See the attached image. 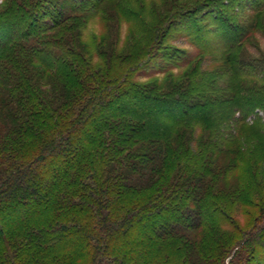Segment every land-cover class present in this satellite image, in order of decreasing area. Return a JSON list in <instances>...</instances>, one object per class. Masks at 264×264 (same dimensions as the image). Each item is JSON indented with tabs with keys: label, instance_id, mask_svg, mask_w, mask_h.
Instances as JSON below:
<instances>
[{
	"label": "trees",
	"instance_id": "1",
	"mask_svg": "<svg viewBox=\"0 0 264 264\" xmlns=\"http://www.w3.org/2000/svg\"><path fill=\"white\" fill-rule=\"evenodd\" d=\"M49 1L29 0L25 7L20 2L14 8L17 0H8L0 13L4 21L12 20L13 15L19 11L29 18L25 28L11 31L13 37L0 39V50L13 48L14 45L25 48L31 42L30 39L38 40L37 36L41 37L67 20L65 13L58 10L49 18L54 21L52 26L46 24L44 18L47 10L44 6ZM263 8H253L249 16L251 20L246 25L237 27L229 24L224 27L219 49H211L222 56V69L231 72V76L226 79L228 84L233 85L241 77L251 78L248 69L254 68L253 61H260L238 56L237 50L253 37L258 28L257 14ZM211 14L213 21H228L226 13L223 14L221 10ZM19 31L22 32L19 34L21 37L17 36ZM11 58H8V64L15 60V57ZM61 61L64 63L65 60L62 58ZM200 64V58L192 60L185 74H181L178 79L168 76L171 72L167 71L168 77L162 81L137 84L128 75L117 87L102 90L94 88L99 94H95L92 103L78 110L77 117L69 122H59L58 119L55 122L54 113H45L44 124L50 127L47 121L50 119L55 122L53 126L57 131L50 138L43 139L45 141L42 145L34 150L32 148L39 142L38 138L27 136L26 127L15 124V133L26 132L19 136H9L10 133L14 134L13 128L6 130L3 127L9 132L8 136H0V264L9 262L10 256L6 252L11 249L15 250V260L29 257L30 264H41L35 251L42 249L43 244L48 246L49 259L55 258V254H69L74 250L80 255L79 252L85 251V243L92 250L90 264H129L128 248L134 241L131 240L129 230L136 225H145V228L140 234L138 231L139 237L134 243L144 240L149 250L174 241L180 242L181 249L190 247L195 241V231L203 224V218L199 217L205 214L204 211L210 212L202 207L193 208L198 199L190 192L192 207L187 208L185 215L175 218L171 223L161 224L156 219L163 212L172 210L164 207L163 202L172 198L175 192L163 198L164 195L149 191L160 182L167 166L172 171L179 164H185L186 167L189 161L187 168L194 167L196 173L200 174L204 166L198 162L207 147L211 154L215 149L218 155L227 154L229 146L223 145L221 139L220 145L217 139L210 142V136L208 142L198 146L199 150H193L191 144L194 138L184 128L226 121L238 131L245 117L235 118L233 109L237 106L235 109L243 112L246 109L241 107L245 105L242 104L243 95L258 91L257 84L250 89L236 90L237 93L225 90L223 95L212 101L223 105L221 109L213 108L214 104L208 108L209 100L202 99L205 92L209 87L217 89L223 84H216L214 78H210L204 71H198ZM66 65L73 67L72 63ZM26 66L27 72L38 82V77L48 78L53 69L60 67V63L50 65L47 60L35 54L26 62ZM7 71L8 67L0 66V83L9 78L6 76ZM261 81L264 82V77ZM261 85L264 86V83ZM10 86L13 89L16 83L11 82ZM258 93L254 98L257 103L264 105V98ZM42 107L46 108V105ZM37 111L32 110L33 115L39 113ZM13 121L19 123L16 119ZM179 146L183 147L182 152ZM173 148L174 152L169 153ZM188 154L190 156L184 163L183 158H187ZM195 157L197 162H194ZM212 163L207 162V167ZM184 174L180 178L185 179L186 172ZM212 174L213 171L209 173L210 176ZM214 175L220 176L221 170H217ZM201 176L200 181L204 178L203 174ZM178 185V182H172L166 187L167 191L176 189ZM144 190L150 194L144 198H135L133 204H130L128 197ZM215 211L210 214L215 215ZM253 231L254 238L244 242L231 264H241L242 260L245 264H260L255 258V249L259 247L255 240L264 241V227H255ZM187 255L184 264H189L190 254ZM205 259L204 264L216 261L213 252ZM261 260L264 261V256Z\"/></svg>",
	"mask_w": 264,
	"mask_h": 264
},
{
	"label": "rangeland",
	"instance_id": "2",
	"mask_svg": "<svg viewBox=\"0 0 264 264\" xmlns=\"http://www.w3.org/2000/svg\"><path fill=\"white\" fill-rule=\"evenodd\" d=\"M27 1L29 0H17L14 8L20 2L25 7ZM7 2L8 0H0V13ZM262 5L264 6V0H51L44 6L47 10L44 18L46 24L52 26L54 21L49 18L58 10L65 13L67 20L62 21L54 30L43 33L41 37L37 36L38 40L30 39L31 42L25 48L14 45L13 48L0 50V66L8 67L6 76L9 77L0 83V136H8L9 131L6 130L9 127L14 132L15 124L26 127L27 136L38 138L39 142L32 148L34 150L42 145L45 141L43 139L50 138L57 131L53 126L57 119L59 122L72 121L77 117L78 110L87 103H92L95 94H99L94 88L102 90L117 87L128 75L137 84L162 81L168 76L178 79L181 74H185L188 64L198 58L201 59L198 71H204L210 78H214L216 84H223L217 89L209 87L205 92L202 99L209 100L208 108L214 104V98L223 95L225 90L237 93L236 90L250 89L257 84V92L243 95L242 104L245 105L241 107L246 109L243 112L235 109L237 106L233 109L235 118L245 117L238 131L226 121L184 128L194 138L191 144L193 150H199L198 146L208 142L210 136V142L217 139L219 143L221 139L223 145L229 146L227 154L218 155L217 149L211 154L207 147L206 153L200 156L202 159L198 162L204 166V169H199L200 174L196 173L194 167L187 168L190 163L187 162L190 156L188 154L187 158H183V162H187L186 167L185 164H179V167L169 171L167 166L160 182L149 191L162 194L163 198L169 197L167 195L170 192H175L172 198L163 202L164 207L172 210L163 212L156 219L161 224L171 223L175 218L185 215L187 208L192 207L190 192L198 199L193 208L202 207L210 213L216 210L215 215L204 211L205 214L199 217L203 218V224L193 235L194 243L181 249L180 242L174 241L149 250L150 247L144 240L134 243L145 225H136L129 230L131 240H134L128 248L129 264H184L188 253L189 264H198L212 252L216 260L212 264H231L244 242L248 238H254L253 229L264 227V105L257 103L254 98L258 92L264 98V86L261 85L264 83L261 81L264 77V8L257 14L258 28L253 37L237 50L238 56L260 60L253 61L254 68L248 69L247 73L251 78L241 77L233 85L228 84L226 79L231 76V72L222 69V56L211 49H219L224 27L229 24L237 27L246 25L251 20L249 16L252 15V9L263 7ZM216 10L226 13L228 21H213L211 13ZM13 16L12 20L4 21L0 14V39H9L13 37L12 30L26 27L28 15L19 11ZM20 33L22 32H18V37H21ZM35 54L47 60L50 65L60 63V67L49 71L48 78L38 77V82H35L26 66V62ZM10 56L15 57V60L8 64ZM68 63H72L73 67H67ZM167 71L171 72L168 76ZM11 82L16 83L13 89ZM42 105H46V108ZM213 106L221 109L223 105L215 103ZM34 109L39 110V113L33 115ZM221 111L228 112L224 109ZM47 112L56 116L53 119L55 122L45 116L50 127L44 124L43 118ZM25 134L14 132L9 136ZM178 149L183 151L182 146ZM171 152H174V148L169 153ZM194 159L197 162L196 157ZM209 161L213 163L208 168ZM178 170L181 171L180 175H185L186 172L185 179L180 178ZM217 170H221V175L213 176ZM202 174L204 178L200 181ZM172 182H178L179 185L176 189L167 191L166 187ZM149 192L144 190L129 196L130 204H133L135 198L146 197ZM190 220L187 222L192 223ZM255 241L259 245L255 249V258L262 264L264 241ZM43 246L35 251L41 264L91 262L92 250L88 243L84 244L85 251L79 252L80 255L74 250L69 254H55V258L49 259L48 246ZM14 252L13 249L7 250L6 254L10 256L7 264H30L29 257L15 260ZM243 262L244 260L240 263L245 264Z\"/></svg>",
	"mask_w": 264,
	"mask_h": 264
}]
</instances>
